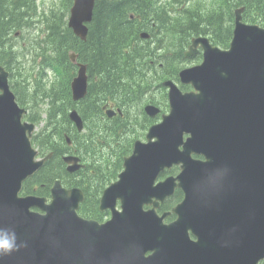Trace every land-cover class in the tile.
I'll return each instance as SVG.
<instances>
[{
  "label": "water",
  "instance_id": "95a60500",
  "mask_svg": "<svg viewBox=\"0 0 264 264\" xmlns=\"http://www.w3.org/2000/svg\"><path fill=\"white\" fill-rule=\"evenodd\" d=\"M95 0H72L68 26L85 40ZM235 9L228 48L208 37L191 39L185 56L202 50L199 64L182 68V91L164 80L169 110L136 140L123 158L118 180L106 187L99 209L104 222L78 214L81 189L56 178L50 196L21 195L23 182L50 157L32 145L34 123L23 120L0 65V264H259L264 259V27L242 20ZM142 37L147 34L142 33ZM74 58V55H71ZM73 100L87 92L85 64L71 81ZM154 117L159 108L145 105ZM110 114V113H109ZM69 118L78 130L75 109ZM67 171L79 157L63 156ZM179 173L155 183L163 170ZM179 188L183 198L170 212L159 201ZM120 200V209L116 208ZM152 205L144 208V205Z\"/></svg>",
  "mask_w": 264,
  "mask_h": 264
},
{
  "label": "trees",
  "instance_id": "16d2710c",
  "mask_svg": "<svg viewBox=\"0 0 264 264\" xmlns=\"http://www.w3.org/2000/svg\"><path fill=\"white\" fill-rule=\"evenodd\" d=\"M59 1L61 6L40 9L37 0H0V65L9 72L18 104L28 110L26 119L38 126L33 145L41 155L52 152L23 182L21 194L49 196L54 180L60 178L64 186L82 189V216L103 220L106 213L98 210L101 191L121 170L134 140L153 122L143 106L154 103L162 112L167 108L161 81H178L191 37L205 35L227 48L234 10L243 7L244 21L264 26V0H95L85 40L67 26L72 0ZM142 27L156 38H140ZM69 51L87 66V93L78 101L70 95L75 67ZM104 105L121 113L107 117ZM70 107L84 122L81 133L68 117ZM134 120L138 128L128 126ZM65 153L79 155L83 168L67 172ZM181 198L177 190L161 209Z\"/></svg>",
  "mask_w": 264,
  "mask_h": 264
},
{
  "label": "flooded vegetation",
  "instance_id": "af4514ba",
  "mask_svg": "<svg viewBox=\"0 0 264 264\" xmlns=\"http://www.w3.org/2000/svg\"><path fill=\"white\" fill-rule=\"evenodd\" d=\"M71 55H74V58H73V59L71 58ZM188 57H191L192 59H193V57H194L195 59H193V64H198V63L201 61V59H202V50L198 48V50H197V52H195V54H193L192 56H188ZM69 60L73 63V65H74V67H75L74 75L72 76V78H71V80H70V83H69V87H70L72 79L77 75V72H78V69H79V64L82 63V64H85V66H86V63L81 62V61H78V60H77V54H76L74 51H69ZM8 73H9V72H8ZM86 75H87V66H86ZM87 76H88V75H87ZM87 84H88V79H87ZM185 87H186L185 89H187V90H190V89H191L189 86H185ZM86 93H87V92H86ZM70 95H71V99H72L71 87H70ZM85 95H86V94H85ZM84 97H85V96H84ZM84 97H83V98H84ZM83 98H81V99H83ZM79 100H80V99H79ZM72 101H78V100H73V99H72ZM150 104H153V103H150ZM146 105H148V104H146ZM153 105H155V104H153ZM155 106H156V105H155ZM144 107H145V106H144ZM157 107L159 108V112H158L154 117H152V118L149 117V118L153 119V122H152L148 127H146L145 129L142 130V132H143L142 136H140L139 138H136V139L134 140V142H135L136 140L146 141V133H147L149 127H150L152 124L159 122V120H160L162 114L164 113V111L162 112V111H161V108H160L158 105H157ZM73 109H75V110L77 111L78 115H79L80 118H81L80 113L78 112V110H77L75 107H70V108H69V112H70L71 110H73ZM102 109L104 110V112H105V114H106L107 117H112V116H115L117 113H121V110H120L119 108H113V107H111V106H107V105H104V106L102 107ZM167 109H168V105H167V108H166L165 110L167 111ZM69 112H68V113H69ZM109 113H110V114H109ZM68 117H69V115H68ZM69 119H70V118H69ZM81 120H82V118H81ZM70 121H71V120H70ZM83 123H84V122H83V120H82V128H81V130H78L77 127H76V131H77V132L81 133V132L84 130V124H83ZM75 126H76V125H75ZM128 126H131V127H132V126H136V127L138 128V122H137V120H134L133 122L129 123ZM132 131L134 132L135 130H132ZM66 141L69 142V140L67 139V136H66ZM134 142L132 143L131 151H130L127 155H125V156H128L129 154H131V152H132V150H133ZM74 156H76V155H74ZM125 156H124V157H125ZM124 157H123V158H124ZM81 160H82V159L79 158V163L81 164V167L78 168V169H77L76 171H74V172H77L79 169L83 168L84 163H83V161L80 162ZM122 165H123V159H122ZM173 167H177V171H173V172H171V170L173 169ZM122 170H123V166H122L121 170L116 174V177H115L113 180H111V181H110V182H109V183H108V184L102 189V191H103L106 187H108L111 183H113V182H115L116 180H118V175H119V173H120ZM179 171H180L179 166H178V165H173V166H171L170 168H167V169L163 170L162 172H160L159 175H158V177H157V179H156V181H155V183L160 182V181L164 180L166 177H169V176H173V177H175V176L179 173ZM71 173H73V172H71ZM69 188H71V187H69ZM76 188H79V187H76ZM79 189H81V188H79ZM81 190H82V189H81ZM177 190L181 191L179 188H176V189L174 190L173 194H171V195L165 197V198L163 199V201H159V203H158V207L156 208V212H157L159 215H161V214L164 213V212H170L171 209H172V207H174L178 202H180V201L182 200V198H183V192L181 191V193H182V198H181L179 201H177L176 203H174L169 209H165V210H162V209H161L162 204H164L169 198L173 197L174 194H175V192H176ZM102 191H101V194H102ZM82 192H83V191H82ZM83 194H84V193H83ZM101 194H100V196H99V199H100V197H101ZM99 199H98V210H99L100 212H105V213H106V216L104 217L103 220H98V221H99V222H104L105 220H107L108 218H110V216H111V211H110L109 209L100 210V209H99ZM82 202H83V201H82ZM82 202H81V203H82ZM81 203H80V204H81ZM151 207H152V205H150V204H148V205L145 204V205H144V208H145V209H147V208H151ZM116 208H117V209H120V200H119V199H118L117 202H116ZM84 217H85V216H84ZM87 218H91V217H87ZM174 218H175V214H174L173 212H170V213L164 218V222L168 223V222L172 221ZM92 219H94V218H92ZM95 220H97V219H95Z\"/></svg>",
  "mask_w": 264,
  "mask_h": 264
},
{
  "label": "rangeland",
  "instance_id": "374dc122",
  "mask_svg": "<svg viewBox=\"0 0 264 264\" xmlns=\"http://www.w3.org/2000/svg\"><path fill=\"white\" fill-rule=\"evenodd\" d=\"M209 2H210V0H207V3H209ZM37 3H38V6L40 7V9H47L48 7H53L54 8V7H57L59 5L61 6V2L59 0H37ZM23 36H27V33L25 32V34ZM16 37L18 39H20V37H18L17 34H16ZM193 59H195V58L193 57ZM193 59L188 60L184 64L185 65H191V64H193ZM64 79H65V77L63 78V80ZM36 111H38L39 113H41L42 116H45V113L43 112V109H39L38 108V109H36ZM37 128H38V126H37Z\"/></svg>",
  "mask_w": 264,
  "mask_h": 264
},
{
  "label": "bare ground",
  "instance_id": "6f19581e",
  "mask_svg": "<svg viewBox=\"0 0 264 264\" xmlns=\"http://www.w3.org/2000/svg\"><path fill=\"white\" fill-rule=\"evenodd\" d=\"M92 14H93V11H92ZM147 30H148L147 27H142L141 30L139 31V33H140V32H148ZM46 31H47L46 28H43V29H42V32H46ZM197 36H204V35H197ZM197 36H196V37H197ZM147 38H148V40H149V39H155L156 36H155V34L152 35V34H150V33L148 32V35L145 37V39H147ZM39 42H40V41H39ZM39 42H38V44H39ZM44 43H45V44H49V42H47V41H45ZM38 46H43V45L40 44V45H38ZM26 111L28 112L27 109H26Z\"/></svg>",
  "mask_w": 264,
  "mask_h": 264
},
{
  "label": "clouds",
  "instance_id": "9594fccd",
  "mask_svg": "<svg viewBox=\"0 0 264 264\" xmlns=\"http://www.w3.org/2000/svg\"><path fill=\"white\" fill-rule=\"evenodd\" d=\"M11 245L8 244L7 241H0V249H10Z\"/></svg>",
  "mask_w": 264,
  "mask_h": 264
}]
</instances>
